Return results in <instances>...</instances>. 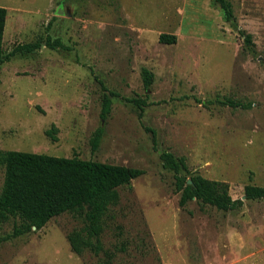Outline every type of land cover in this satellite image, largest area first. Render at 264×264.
<instances>
[{"label":"rangeland","instance_id":"obj_1","mask_svg":"<svg viewBox=\"0 0 264 264\" xmlns=\"http://www.w3.org/2000/svg\"><path fill=\"white\" fill-rule=\"evenodd\" d=\"M228 1L233 22L214 0H0L8 11L0 151L145 171L115 191L92 248L76 254L68 239L86 236L81 209L1 244L0 264H264V199L243 198L246 186H264V0ZM164 33L177 42L161 43ZM47 37L64 48L46 47ZM37 41L34 54L10 56ZM143 69L154 75L149 87ZM103 86L118 95L106 119ZM133 98L150 105L141 111L126 100ZM229 99L248 107L217 103ZM147 129L156 131V146ZM164 151L227 183L244 205L180 207ZM4 178L0 164V192ZM13 226L4 223L0 235Z\"/></svg>","mask_w":264,"mask_h":264},{"label":"trees","instance_id":"obj_2","mask_svg":"<svg viewBox=\"0 0 264 264\" xmlns=\"http://www.w3.org/2000/svg\"><path fill=\"white\" fill-rule=\"evenodd\" d=\"M214 1L222 9L226 21L233 22L234 14L230 2ZM7 17V9L0 7V73L2 65L8 59L3 48ZM159 41L163 44H175L177 37L164 33L160 35ZM244 42L252 45L251 36L244 35ZM45 46L52 50L64 48L59 40L53 41L50 37H47ZM41 47V41L19 45L10 56L17 53L34 54ZM142 77L146 87L153 83L154 75L148 69L142 70ZM108 92L103 86L101 115L104 119L111 113L112 97L118 96L114 92ZM194 99L205 107L212 105L211 101ZM126 100L141 111L150 105L140 98ZM217 103L232 108L248 107L230 99ZM54 130L56 129L48 131V135ZM147 130L152 134L156 146V131ZM102 136L101 129L94 134L91 139L93 151L98 149ZM160 160L163 168L175 175V190L180 194V207H185L193 200L220 211L237 210L244 205L243 200L232 198L227 183L193 173L185 157H177L171 152L164 151L160 154ZM0 164L5 167L4 185L0 192V228L6 222H14L10 234L0 235V245L26 235L34 228L42 229L54 217L85 209L86 236L80 233H72L68 236L72 250L76 254L93 247L91 239L101 233V218L106 213L115 191L145 174L142 169L120 164L22 151H0ZM189 180L191 184L188 183ZM244 195L247 200H262L264 186L248 185L245 187Z\"/></svg>","mask_w":264,"mask_h":264},{"label":"water","instance_id":"obj_3","mask_svg":"<svg viewBox=\"0 0 264 264\" xmlns=\"http://www.w3.org/2000/svg\"><path fill=\"white\" fill-rule=\"evenodd\" d=\"M188 183H189V184H191V183H192V182H191V180H189V181H188ZM243 198H244V199H246V197H245V196H244ZM34 229H35V228H34Z\"/></svg>","mask_w":264,"mask_h":264}]
</instances>
